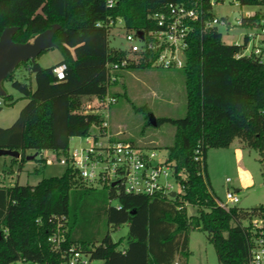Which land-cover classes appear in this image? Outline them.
Returning <instances> with one entry per match:
<instances>
[{
  "label": "trees",
  "instance_id": "16d2710c",
  "mask_svg": "<svg viewBox=\"0 0 264 264\" xmlns=\"http://www.w3.org/2000/svg\"><path fill=\"white\" fill-rule=\"evenodd\" d=\"M182 1L119 0L111 9L105 0H0V36L5 28L17 26L14 41L26 43L59 24L54 35L62 53L58 63L67 65L65 78L58 80L56 64L43 67L25 61L17 67L27 66L22 80L14 77L17 68L4 80L11 81L20 96L0 97V112L21 99L27 103L12 125L0 126V148L20 151L21 157L13 158L20 169L29 150L36 154L33 159L42 150L66 153L72 136L86 135L102 122L99 113L85 112L84 99L103 97L114 84L107 63L128 56L126 50L110 46L109 20L121 17L129 30L155 29L150 16L169 2ZM241 2L264 6V0ZM250 20L257 21L258 16ZM242 49L225 43L219 30L203 32L200 23L190 37L183 68L187 113L178 119L157 118V125L168 121L176 126L168 160L186 186L181 196L162 199L96 189L69 167L36 185H0V227L7 230H1L0 264L21 260L56 264L58 254L48 237L58 222L67 228L66 246L81 245L103 264H189L192 229L207 233L220 264H250L255 240L264 237V227L252 226L254 220L264 221V205L223 208L207 171L208 150L229 147L236 138L264 155V56L236 58ZM154 57L144 53L131 59L125 70L151 67ZM197 149L203 162L195 160ZM36 172L42 173L43 166ZM184 204L196 206L197 212L188 214ZM101 216L109 226L128 224L125 247L109 233L98 239L96 223Z\"/></svg>",
  "mask_w": 264,
  "mask_h": 264
},
{
  "label": "rangeland",
  "instance_id": "374dc122",
  "mask_svg": "<svg viewBox=\"0 0 264 264\" xmlns=\"http://www.w3.org/2000/svg\"><path fill=\"white\" fill-rule=\"evenodd\" d=\"M252 12H264V6L240 5L237 6L228 0L224 4L213 7L216 17L229 16L230 21L236 24L237 18ZM219 32L225 43L236 44L244 39L246 32L252 29L242 26L227 28L218 26ZM125 29L117 25L110 32L109 43L112 48L126 49L129 42L125 39ZM62 53L58 47L41 52L36 61L43 67H50L61 61ZM27 66L24 63L16 69L14 77L23 79ZM123 80L114 82L109 87V95L116 99L108 110V122L111 132L122 139L133 142L141 147H151L157 150L161 157L169 155V147L174 142L176 126L168 121L159 125L150 122V115L156 118H182L187 113L186 74L184 69H163L157 66L133 68L122 70ZM8 94L17 98L20 92L13 88L12 82H4ZM85 107L95 105L98 100L94 97L85 98ZM26 100H19L14 106L4 105L0 112V125L10 126L17 119ZM98 104V103H97ZM83 142L76 137L70 141V146ZM28 154H34L29 150ZM55 158L50 150H42L35 159L26 160L20 169V163L9 155L0 156V185L21 184L36 185L42 178L60 176L65 168L58 164L46 166L42 157ZM43 166V172L36 170ZM207 171L210 187L217 199L226 202L228 191L238 196V201L231 206L251 209L264 205V155L257 149L246 146L236 138L229 147L210 148L207 152ZM78 186V185H77ZM94 188L102 189L103 186L95 185ZM106 189H108L106 187ZM113 205L117 199L111 200ZM188 214L197 212V207L184 204ZM99 230L98 239L109 233L115 240H122L120 247L126 246L128 224L124 223L114 227L107 224L105 216H101L96 223ZM189 264H220L216 248L208 240L207 233L201 230L190 231ZM14 264H19L15 262Z\"/></svg>",
  "mask_w": 264,
  "mask_h": 264
},
{
  "label": "built area",
  "instance_id": "2783aa9c",
  "mask_svg": "<svg viewBox=\"0 0 264 264\" xmlns=\"http://www.w3.org/2000/svg\"><path fill=\"white\" fill-rule=\"evenodd\" d=\"M227 0H185L165 4L164 8L155 12L150 18L155 22L156 28L143 32L140 37L139 31L126 28L125 20L118 17L109 20V25L115 28L121 25L125 29V39L129 47L124 49L128 52L127 58L108 62L107 68L111 82L123 80L120 76L131 59H139L144 53H154L152 66L163 69H182L186 65L187 50L190 46V37L200 23L202 31L218 30L222 25L227 28L242 26L251 28L244 35V39L237 45L243 49L235 54L236 58L243 56H264V12H252L246 16L237 18L236 24L230 21L229 16L216 17L213 7L224 4ZM242 6L241 0H228ZM119 0H105L108 8L117 6ZM258 16V20L251 18ZM100 25V23H98ZM113 30V29H112ZM111 30V31H112ZM66 63H58L53 72L58 80L65 78ZM98 104L85 107V112L99 113L102 116L101 124H94L86 135L72 136L82 138L83 142L69 148L66 153L50 150L55 158L42 157L46 166L56 164L66 168H72L77 177L91 186L99 185L115 189L118 193L129 195H145L162 199H173L185 192V184L179 174L176 173L175 164L168 160L169 155L161 157L157 150L151 147H141L133 142L115 136L110 130L108 122V110L116 99L107 93L103 97H94ZM42 152V151H41ZM195 160L203 162L200 149L196 150ZM183 178L186 177L183 173ZM175 193V196L172 194ZM226 202L219 201V205L229 209L230 204L238 201L236 193L228 191ZM254 229L263 228V220H254ZM5 233L6 229H1ZM67 228L62 222L51 231L48 242L58 254L56 264H103V260L93 256L92 251L85 250L81 245L72 244L66 246ZM19 264H40L21 260ZM14 264V263H12ZM250 264H264V237L255 240L251 249Z\"/></svg>",
  "mask_w": 264,
  "mask_h": 264
},
{
  "label": "water",
  "instance_id": "95a60500",
  "mask_svg": "<svg viewBox=\"0 0 264 264\" xmlns=\"http://www.w3.org/2000/svg\"><path fill=\"white\" fill-rule=\"evenodd\" d=\"M60 28L59 24H53L50 28L36 35L31 41L20 43L14 41L13 37L18 30L17 26H10L3 30L0 36V97L8 95L3 86L4 80L11 75L21 62H36L37 56L44 50L56 48L58 45L54 42V35ZM143 37V32H138ZM150 122L157 125V118L150 115ZM9 155L12 158L19 159L21 153L18 150L0 148V156ZM36 155V154H35ZM33 154L27 156V160L33 159ZM176 194L173 193L172 196ZM2 234L0 232V240Z\"/></svg>",
  "mask_w": 264,
  "mask_h": 264
},
{
  "label": "crops",
  "instance_id": "0c3cea01",
  "mask_svg": "<svg viewBox=\"0 0 264 264\" xmlns=\"http://www.w3.org/2000/svg\"><path fill=\"white\" fill-rule=\"evenodd\" d=\"M122 79H123V78H122ZM21 100H26V99H21ZM26 103H27V100H26ZM26 103H25V104H26ZM25 104H24V105H25ZM24 105H23V106H24ZM21 109H22V108H21ZM0 115H1V114H0ZM0 126H1V127H7V126H2V125H0Z\"/></svg>",
  "mask_w": 264,
  "mask_h": 264
}]
</instances>
